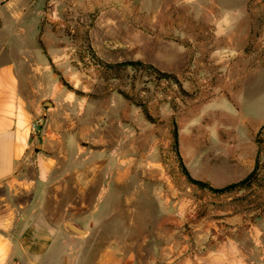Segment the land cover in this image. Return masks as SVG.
<instances>
[{
  "label": "crops",
  "instance_id": "1",
  "mask_svg": "<svg viewBox=\"0 0 264 264\" xmlns=\"http://www.w3.org/2000/svg\"><path fill=\"white\" fill-rule=\"evenodd\" d=\"M27 4L3 3L0 264H264V185L220 195L199 189L169 173L165 158H138L135 129L114 126L112 114L91 111L96 121H83L85 102L60 90L36 103L45 77L53 81V62L33 33L17 39ZM116 105L99 101V111ZM41 116L46 123L33 133ZM245 126L198 144L195 170L178 146L191 177L223 188L256 170L264 182V131L256 141L264 121Z\"/></svg>",
  "mask_w": 264,
  "mask_h": 264
},
{
  "label": "rangeland",
  "instance_id": "2",
  "mask_svg": "<svg viewBox=\"0 0 264 264\" xmlns=\"http://www.w3.org/2000/svg\"><path fill=\"white\" fill-rule=\"evenodd\" d=\"M4 1L0 48L9 41ZM26 1L23 20L15 26L25 31L17 39L29 42L33 33L34 45H43L53 62L48 67L53 81L45 77L47 89L36 103L60 90L85 102L83 121H96L88 116L91 111L112 114L114 126L135 129L138 158H165L169 173L182 172L173 148L175 122L180 151L195 170L198 144L218 138L220 129L264 121V0ZM92 54L108 63L140 60L173 75L179 85L156 73L135 74L131 66L128 77L106 79ZM99 101L117 105L99 111ZM39 118L46 123V116ZM86 149L99 148L87 144ZM21 196L23 203L30 199Z\"/></svg>",
  "mask_w": 264,
  "mask_h": 264
},
{
  "label": "trees",
  "instance_id": "3",
  "mask_svg": "<svg viewBox=\"0 0 264 264\" xmlns=\"http://www.w3.org/2000/svg\"><path fill=\"white\" fill-rule=\"evenodd\" d=\"M88 50L92 52L91 48H89ZM92 55L96 60H98L99 65L101 66L103 77H105L106 79L121 80L123 79V77H128L130 75L129 66H131L135 74L139 71H145L147 74L156 73L159 80L165 79L168 83L174 81L175 84H178V81L175 79L173 75L159 72V70H157V68H154V66H152L151 64L144 63L140 60L129 61V62L125 61V62L108 63V62H105L103 60L96 58L94 54ZM125 96L128 98L126 94ZM143 112L148 119H152L145 106H143ZM263 131H264V126L261 127V130L256 137L257 142L262 141L259 139V136L260 134H262ZM172 134H173V139H174L173 148H174V151L176 153V156L179 162V167L190 185H194L198 187L199 189L207 190L217 195L224 194L227 192L249 190L253 188L254 185H258V186L264 185L263 180H261L260 177H258L256 170L252 171L247 177L240 180L239 182L227 185L223 188H214L207 182L193 179L190 176L189 172L187 171L186 167L184 166L182 158L180 157L179 152H178V131H177L175 122H173ZM247 197L248 195H245L241 197L240 199H247Z\"/></svg>",
  "mask_w": 264,
  "mask_h": 264
},
{
  "label": "built area",
  "instance_id": "4",
  "mask_svg": "<svg viewBox=\"0 0 264 264\" xmlns=\"http://www.w3.org/2000/svg\"><path fill=\"white\" fill-rule=\"evenodd\" d=\"M43 118L35 119L31 124V129L33 133H38V131L41 129L43 125Z\"/></svg>",
  "mask_w": 264,
  "mask_h": 264
},
{
  "label": "water",
  "instance_id": "5",
  "mask_svg": "<svg viewBox=\"0 0 264 264\" xmlns=\"http://www.w3.org/2000/svg\"><path fill=\"white\" fill-rule=\"evenodd\" d=\"M0 28H1V21H0ZM44 104L47 106L52 105L51 101H49V100H45Z\"/></svg>",
  "mask_w": 264,
  "mask_h": 264
}]
</instances>
